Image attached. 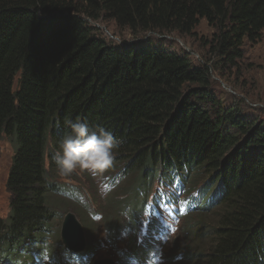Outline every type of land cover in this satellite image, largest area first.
Instances as JSON below:
<instances>
[{
  "label": "trees",
  "instance_id": "1",
  "mask_svg": "<svg viewBox=\"0 0 264 264\" xmlns=\"http://www.w3.org/2000/svg\"><path fill=\"white\" fill-rule=\"evenodd\" d=\"M104 19L136 38L191 35L204 20L214 31L200 44L215 59L195 67L164 46L114 44L97 34ZM263 30L264 0H0V140L11 142L13 194L0 247L15 250L51 226L61 206L53 154L68 131L64 121L80 118L121 141L114 163L123 162L128 183L107 223L124 237L125 252L151 240L141 238L131 210L157 177L171 183L176 174L179 189L199 186L191 193L207 206L215 202L213 178L221 193L215 206L182 219L190 237L179 240L187 242L181 264H264V124L240 118L242 107L211 90L212 64L236 66L242 46ZM84 228L92 246L93 227Z\"/></svg>",
  "mask_w": 264,
  "mask_h": 264
},
{
  "label": "rangeland",
  "instance_id": "2",
  "mask_svg": "<svg viewBox=\"0 0 264 264\" xmlns=\"http://www.w3.org/2000/svg\"><path fill=\"white\" fill-rule=\"evenodd\" d=\"M95 24L96 25L94 26H97L96 31L98 35L105 37L107 41H111L120 46L124 44H136L140 41H144L142 43L148 42L154 46H164L178 54H186L195 67H199V65L203 66L205 60L215 59L214 56L209 57V45L205 48L200 44V36L205 35V39L208 42L214 31V29L209 27L204 20H201L193 29L194 33L191 35L165 34L161 36L149 32L146 33L144 37L138 38L133 37L130 32L120 34L118 30L116 31L113 23L111 21H105V19L99 24ZM147 38L149 39L148 41H146ZM241 51L243 52V57L237 60L236 66L228 65L225 70L220 71L212 64L213 73L211 74V90L228 106L237 105L242 107L243 110H241L240 118H245L247 121H251L252 119L255 121L254 118L257 117L258 121H261V124H264V30L257 41L253 43H245L242 46ZM255 124L258 125V122H255ZM10 143L11 142L4 139L0 143L1 216L9 211L10 194L6 187V179L11 157L8 148ZM122 167V161L117 164L114 163V167L100 177H90L87 173L82 172V174H78L76 178V180L82 184H80V189H76L77 187L74 183H61L59 190L53 194L54 198L58 199L61 203L58 210L63 212L68 211L69 214L67 218H71L72 221L77 223L79 220L77 215L81 216V218H83V225L85 227L92 226L94 232L101 236V238L98 239V241L100 240L101 242L98 250L102 254L104 251L110 252L112 249L106 248L107 238L111 230L107 221L114 218L118 191L128 183L127 176L119 178L115 180V182L110 181L111 176L118 172ZM130 177L131 179H135L133 174H130ZM157 179L152 182L151 186ZM67 184H72L73 186ZM136 185L137 184H133L132 187H135ZM185 186L187 187V183H185ZM196 188H188L183 191L184 193H188L190 190H195ZM163 191L165 197L168 199L172 197V192L168 187L163 188ZM157 192H159V189ZM215 209L217 208H213V210ZM198 211L200 210H197V212ZM163 215L164 212L160 211L158 213V211H155L154 218H159L161 221L163 220ZM209 219L214 221L216 216L210 215ZM203 227H200L198 232H203ZM190 229L192 231V228ZM206 234H209V232ZM173 235H171L170 239L173 238ZM102 238L103 241L101 240ZM204 238L206 237L204 236ZM84 243H86L85 240ZM96 243L97 238L95 239V244ZM119 245L120 244L116 245L115 252L120 250ZM91 248L92 246L89 245L87 251H90ZM97 259L100 261L106 260V258L103 257H97ZM180 263L181 261L178 262V264ZM72 264H75V262H72Z\"/></svg>",
  "mask_w": 264,
  "mask_h": 264
},
{
  "label": "clouds",
  "instance_id": "3",
  "mask_svg": "<svg viewBox=\"0 0 264 264\" xmlns=\"http://www.w3.org/2000/svg\"><path fill=\"white\" fill-rule=\"evenodd\" d=\"M68 131L53 154L58 175L69 177L77 170L100 177L114 167L115 150L121 141L101 125L86 119H66Z\"/></svg>",
  "mask_w": 264,
  "mask_h": 264
},
{
  "label": "water",
  "instance_id": "4",
  "mask_svg": "<svg viewBox=\"0 0 264 264\" xmlns=\"http://www.w3.org/2000/svg\"><path fill=\"white\" fill-rule=\"evenodd\" d=\"M62 236L68 247L74 250L83 249V236L81 235L79 228L77 227V225L74 224L73 221L67 220V222H65ZM96 264H107V263L99 262Z\"/></svg>",
  "mask_w": 264,
  "mask_h": 264
},
{
  "label": "bare ground",
  "instance_id": "5",
  "mask_svg": "<svg viewBox=\"0 0 264 264\" xmlns=\"http://www.w3.org/2000/svg\"><path fill=\"white\" fill-rule=\"evenodd\" d=\"M89 174V173H88ZM90 175V174H89ZM90 176H92V175H90ZM218 183L219 182H216L215 180H214V178L212 179V186L214 187V190H215V193H214V200H215V202L213 203V204H208V206H206V208H209V207H212V206H215L216 204H217V202L216 201H220V195H221V193H220V190H219V188H218ZM225 193V192H224ZM217 207V206H216Z\"/></svg>",
  "mask_w": 264,
  "mask_h": 264
}]
</instances>
